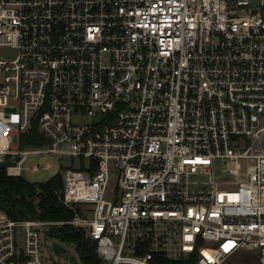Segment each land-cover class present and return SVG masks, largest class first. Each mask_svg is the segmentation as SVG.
Instances as JSON below:
<instances>
[{
	"label": "built area",
	"instance_id": "obj_1",
	"mask_svg": "<svg viewBox=\"0 0 264 264\" xmlns=\"http://www.w3.org/2000/svg\"><path fill=\"white\" fill-rule=\"evenodd\" d=\"M45 152L75 215L0 209V264L66 222L104 264H264V0H0V161Z\"/></svg>",
	"mask_w": 264,
	"mask_h": 264
},
{
	"label": "trees",
	"instance_id": "obj_2",
	"mask_svg": "<svg viewBox=\"0 0 264 264\" xmlns=\"http://www.w3.org/2000/svg\"><path fill=\"white\" fill-rule=\"evenodd\" d=\"M47 139L38 131L35 124L30 133L23 138V145L41 144ZM59 174L45 181H30L22 174H9L6 168H0V209L14 219L42 217L54 220H66L75 215V210L66 205L59 196ZM50 233L61 240L76 244L83 264H104L96 251L93 240L84 227L72 223H55ZM143 247V242L139 244ZM143 248L138 250L142 251ZM196 253L189 258L171 259L161 251L154 253L155 264H194Z\"/></svg>",
	"mask_w": 264,
	"mask_h": 264
},
{
	"label": "rangeland",
	"instance_id": "obj_3",
	"mask_svg": "<svg viewBox=\"0 0 264 264\" xmlns=\"http://www.w3.org/2000/svg\"><path fill=\"white\" fill-rule=\"evenodd\" d=\"M27 148H33L34 144L26 145ZM70 157L67 155H59L57 153L45 152V153H29L26 160L23 163L22 175L30 181H45L54 175L63 173L64 168L61 166V161L64 163L69 162ZM45 161H52L54 163L52 169L43 168L41 170H31L30 165L32 163H43ZM250 159L243 161L250 162ZM92 212L89 213L92 216ZM42 239V251L43 256L49 264H58L57 259L60 257L64 264H83L80 255L77 251L76 244L71 241H64L55 235H50L48 230H44ZM54 243H56L59 249H55ZM257 264V257L255 252L246 251L241 255H236L228 264ZM129 264V263H121Z\"/></svg>",
	"mask_w": 264,
	"mask_h": 264
},
{
	"label": "water",
	"instance_id": "obj_4",
	"mask_svg": "<svg viewBox=\"0 0 264 264\" xmlns=\"http://www.w3.org/2000/svg\"><path fill=\"white\" fill-rule=\"evenodd\" d=\"M16 163V161H11V160H3L0 161V168H6L8 165H14ZM59 190L62 191L63 190V178L61 173H59ZM55 249H58V245L55 243L54 244ZM58 264H64L62 259L59 257L57 259Z\"/></svg>",
	"mask_w": 264,
	"mask_h": 264
},
{
	"label": "flooded vegetation",
	"instance_id": "obj_5",
	"mask_svg": "<svg viewBox=\"0 0 264 264\" xmlns=\"http://www.w3.org/2000/svg\"><path fill=\"white\" fill-rule=\"evenodd\" d=\"M58 249H59V247H58Z\"/></svg>",
	"mask_w": 264,
	"mask_h": 264
}]
</instances>
